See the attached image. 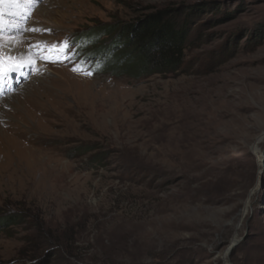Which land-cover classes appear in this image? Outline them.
<instances>
[{
	"label": "rangeland",
	"instance_id": "1",
	"mask_svg": "<svg viewBox=\"0 0 264 264\" xmlns=\"http://www.w3.org/2000/svg\"><path fill=\"white\" fill-rule=\"evenodd\" d=\"M166 9L185 63L134 77L118 30ZM0 21L6 56L72 45L0 95V264H264V0H4Z\"/></svg>",
	"mask_w": 264,
	"mask_h": 264
},
{
	"label": "trees",
	"instance_id": "2",
	"mask_svg": "<svg viewBox=\"0 0 264 264\" xmlns=\"http://www.w3.org/2000/svg\"><path fill=\"white\" fill-rule=\"evenodd\" d=\"M88 36L80 38L78 41L94 40V35L109 34L116 32L117 26L110 28L99 27ZM102 30V32H101ZM88 37V38H87ZM118 37L122 44L131 49L134 58L131 66L134 77L147 75L170 76L177 73L185 63L189 33L184 24H181L174 16L173 11L166 9L158 13L147 15L136 22L127 23L118 30ZM76 43H79L74 39ZM90 47V46H89ZM94 65H99L95 62ZM116 69V68H115ZM15 217L0 218V226L13 224ZM45 246L56 244L51 240ZM64 254L62 260L57 264H74L71 258L81 259L84 248L71 246H62ZM38 255H32L34 259ZM57 258L54 259L56 261ZM30 264H52L51 261L45 260Z\"/></svg>",
	"mask_w": 264,
	"mask_h": 264
},
{
	"label": "snow or ice",
	"instance_id": "3",
	"mask_svg": "<svg viewBox=\"0 0 264 264\" xmlns=\"http://www.w3.org/2000/svg\"><path fill=\"white\" fill-rule=\"evenodd\" d=\"M4 0H0L3 3ZM24 2V0H20ZM35 2V0H31ZM14 28H22V25H11ZM5 25L0 21V95L3 94V89L5 86V81L8 79H16L12 76V73H18L24 75L23 69L26 67H31L33 71H37L35 65V57L39 56L46 62L52 63H64L72 57L69 55L72 45L68 41L53 43L48 45L47 42H40L38 45H30L24 52L19 55H5L4 47L5 42L3 40ZM32 31H41L40 29H31ZM46 31V30H45ZM11 43V42H9ZM31 56V59H26L27 56ZM76 71L77 67H73Z\"/></svg>",
	"mask_w": 264,
	"mask_h": 264
},
{
	"label": "bare ground",
	"instance_id": "4",
	"mask_svg": "<svg viewBox=\"0 0 264 264\" xmlns=\"http://www.w3.org/2000/svg\"><path fill=\"white\" fill-rule=\"evenodd\" d=\"M21 44V43H20ZM23 44V43H22ZM18 47H20V45L18 46ZM17 49V48H16ZM22 52H24V51H11V53H13V55H19L20 53H22ZM10 55V54H9ZM39 118V117H38ZM35 121V120H34ZM26 124V123H25ZM38 125V124H37ZM20 134V133H19Z\"/></svg>",
	"mask_w": 264,
	"mask_h": 264
}]
</instances>
